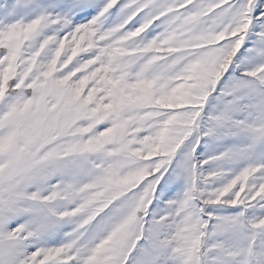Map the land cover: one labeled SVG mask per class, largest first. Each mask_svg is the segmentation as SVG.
<instances>
[{"label":"snow or ice","instance_id":"6c2138e0","mask_svg":"<svg viewBox=\"0 0 264 264\" xmlns=\"http://www.w3.org/2000/svg\"><path fill=\"white\" fill-rule=\"evenodd\" d=\"M0 264H264V0H0Z\"/></svg>","mask_w":264,"mask_h":264}]
</instances>
